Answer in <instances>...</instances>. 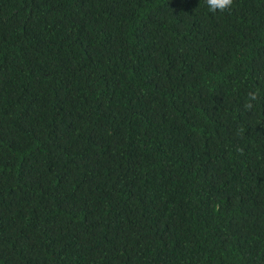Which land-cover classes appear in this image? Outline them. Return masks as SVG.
I'll return each instance as SVG.
<instances>
[{
	"label": "trees",
	"instance_id": "obj_1",
	"mask_svg": "<svg viewBox=\"0 0 264 264\" xmlns=\"http://www.w3.org/2000/svg\"><path fill=\"white\" fill-rule=\"evenodd\" d=\"M0 264H264V0H0Z\"/></svg>",
	"mask_w": 264,
	"mask_h": 264
},
{
	"label": "clouds",
	"instance_id": "obj_2",
	"mask_svg": "<svg viewBox=\"0 0 264 264\" xmlns=\"http://www.w3.org/2000/svg\"><path fill=\"white\" fill-rule=\"evenodd\" d=\"M206 5L210 12L215 13L217 11L225 12L231 9L234 4V0H205ZM260 99L258 92H250L247 101L244 104L246 110H253L256 102Z\"/></svg>",
	"mask_w": 264,
	"mask_h": 264
}]
</instances>
